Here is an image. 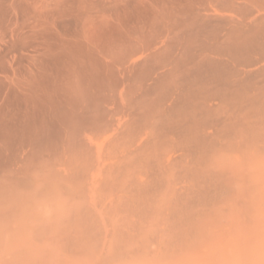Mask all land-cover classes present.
<instances>
[{"label": "bare ground", "instance_id": "bare-ground-1", "mask_svg": "<svg viewBox=\"0 0 264 264\" xmlns=\"http://www.w3.org/2000/svg\"><path fill=\"white\" fill-rule=\"evenodd\" d=\"M255 118L264 0H0V264L94 244L125 205L178 227L183 169Z\"/></svg>", "mask_w": 264, "mask_h": 264}, {"label": "rangeland", "instance_id": "rangeland-1", "mask_svg": "<svg viewBox=\"0 0 264 264\" xmlns=\"http://www.w3.org/2000/svg\"><path fill=\"white\" fill-rule=\"evenodd\" d=\"M255 125L247 134L213 135L183 169L185 194L169 217L178 227L165 230L161 215L146 220L125 205L105 219L94 244L38 249L6 264H264V123ZM168 249L169 260L161 256Z\"/></svg>", "mask_w": 264, "mask_h": 264}]
</instances>
